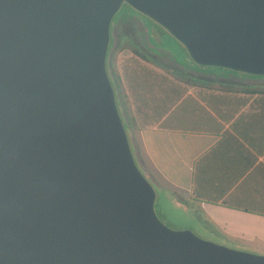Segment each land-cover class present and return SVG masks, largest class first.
<instances>
[{"label": "water", "instance_id": "1", "mask_svg": "<svg viewBox=\"0 0 264 264\" xmlns=\"http://www.w3.org/2000/svg\"><path fill=\"white\" fill-rule=\"evenodd\" d=\"M124 7L264 78V0H0V264H264L160 217L108 69Z\"/></svg>", "mask_w": 264, "mask_h": 264}, {"label": "crops", "instance_id": "2", "mask_svg": "<svg viewBox=\"0 0 264 264\" xmlns=\"http://www.w3.org/2000/svg\"><path fill=\"white\" fill-rule=\"evenodd\" d=\"M212 74L221 79L170 76L166 105L180 100L166 128L160 126L165 118L144 125L127 92L130 130L121 111L136 160L158 198L161 193L169 208L193 215L203 228L232 233L234 220L264 225V78Z\"/></svg>", "mask_w": 264, "mask_h": 264}, {"label": "rangeland", "instance_id": "3", "mask_svg": "<svg viewBox=\"0 0 264 264\" xmlns=\"http://www.w3.org/2000/svg\"><path fill=\"white\" fill-rule=\"evenodd\" d=\"M112 35L108 69L116 88L118 100H120V109H124V118L129 113L126 109V92L128 93L127 97H129L133 105V111L137 114L134 100L129 92L126 80L127 72L132 69H152L158 75L168 79H171L174 74H181V76L188 78L194 77L192 74H196L199 80L201 79L206 82L221 79V76L212 73H232L215 68L195 67L179 43L155 23L139 16L129 7H124L119 16L115 18ZM135 49L149 55L153 59L154 64L146 63L136 56L134 53ZM159 63L164 68L156 65ZM244 77L249 79L248 76ZM126 122L130 130L129 123L133 127V122L130 120V117L126 118ZM160 194L157 202L158 213L162 220L173 229H190L201 238L230 249L264 255V225L244 224L240 220H234L232 222L236 225L233 226L232 233L214 228L213 226L203 228L196 224L193 215L187 217L182 212L169 208L165 196ZM245 226L246 228H243ZM237 229L245 231L242 232Z\"/></svg>", "mask_w": 264, "mask_h": 264}, {"label": "trees", "instance_id": "4", "mask_svg": "<svg viewBox=\"0 0 264 264\" xmlns=\"http://www.w3.org/2000/svg\"><path fill=\"white\" fill-rule=\"evenodd\" d=\"M135 55L146 63L154 64L153 59L143 52L135 49ZM191 61V60H190ZM192 62V61H191ZM160 68L164 66L156 64ZM225 71V70H224ZM129 92L134 100L137 116L146 126L161 123L162 128L171 124V121L177 115V102L170 101L166 105V91H169V79L158 75L152 69H132L126 74ZM172 85V82L170 83ZM167 86V90H166ZM171 90V89H170ZM182 98V96H181ZM171 112V113H170ZM166 114H170L166 119Z\"/></svg>", "mask_w": 264, "mask_h": 264}]
</instances>
